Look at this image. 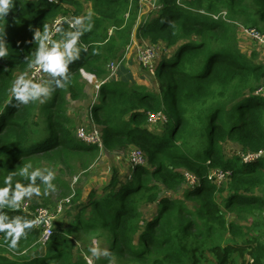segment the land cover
Here are the masks:
<instances>
[{
  "label": "trees",
  "instance_id": "1",
  "mask_svg": "<svg viewBox=\"0 0 264 264\" xmlns=\"http://www.w3.org/2000/svg\"><path fill=\"white\" fill-rule=\"evenodd\" d=\"M88 1L90 6L82 0H13V8L0 19L6 32L2 42L9 50L0 58V186L10 172L31 163L44 175L45 167L56 173L52 183L63 192L62 199L72 196L61 215L70 217L69 230L59 217L45 246L39 243L41 230L34 226L15 249L0 233V264H88L75 234L107 237L111 256L130 263L249 264L254 258V264H264V158L244 164L240 154H226L229 143L243 151L264 149V95L256 94L264 64L256 51L243 52L237 34L241 22L234 19L243 14L244 25L261 27L264 0H182L185 5L159 0L162 6L151 8L138 25L147 3ZM223 9L228 10L226 20L211 16ZM60 15L84 18L79 57L69 64L68 80L51 79L48 95L25 105L12 93L13 82L32 68L38 47L35 32L45 26L50 31ZM67 28L65 24L63 32ZM135 34L175 48L146 70L165 79L159 89L132 80L121 65L117 77L107 80L108 63L122 60L120 52L125 53ZM83 71L106 79L91 107L105 150L137 147L148 156V165L136 166L129 178L115 172L102 194L96 189L73 194L64 179L67 172L87 170L101 153L99 146L77 138L68 114L70 100L88 96ZM57 80L65 86L58 87ZM149 112H162L167 120L151 124ZM216 168L231 170V179L220 186L211 181L208 173ZM184 170L200 178L196 187L181 189ZM17 180L31 183L17 175L13 189ZM35 186L43 202L33 194V208L51 207L52 190L45 191L42 177ZM163 191L179 197L163 196ZM150 204L156 205V212L145 219L143 208ZM0 212L7 213L9 221L17 215L34 219L7 206Z\"/></svg>",
  "mask_w": 264,
  "mask_h": 264
},
{
  "label": "rangeland",
  "instance_id": "2",
  "mask_svg": "<svg viewBox=\"0 0 264 264\" xmlns=\"http://www.w3.org/2000/svg\"><path fill=\"white\" fill-rule=\"evenodd\" d=\"M88 6H90V2L88 0H82ZM153 2V0H151ZM141 3H147L143 9L141 18L137 20V25L140 23L144 17H148L149 12H151V5L149 0H140ZM155 13H153L154 15ZM258 13L255 12L254 15H257ZM157 13L155 14L156 17ZM81 17V16H79ZM244 15L240 14L237 15L236 19L237 21H240L241 23L245 24L244 21ZM256 17V16H255ZM75 18H71L75 20ZM82 18V17H81ZM151 18H154V16H151ZM253 21V20H252ZM79 28H83L85 26V23L79 25ZM259 29L264 31V23H261V27ZM72 31L71 29L67 28L64 30L62 36L59 38V40H62L64 37V34ZM238 34V43L241 49L244 53L250 55L252 52H257L258 61L262 64H264V49L259 47L256 43L251 42L247 39H245L240 32L237 29ZM139 38V39H138ZM150 42L144 38V37H137L136 34L132 39V44L129 46V49L127 48L124 53V49L120 52V59H123V61L120 62L121 68L130 71L131 73V79L137 82V83H145L149 85L151 88L159 89L161 86V80L164 82L165 79L159 74L154 75L153 73L147 72L143 66L140 65V61L138 59V47L148 45ZM162 46H156V56L154 58V63L159 62L161 60V57L165 54L171 55L175 53V48H165L163 44ZM165 53V54H164ZM125 57V58H123ZM111 63V62H110ZM110 63H108V69H109V75L107 76V80L110 79L112 76V71L110 69ZM122 63V64H121ZM118 64V63H117ZM119 65V66H120ZM90 73H84V82H85V90H87V98L80 99V100H70L68 104V114L71 117V123L72 128L74 130V133L77 134V130L81 126H90L92 125V120L94 121L93 116L91 115V107L94 105L95 101L99 100V89L96 87L97 85L103 83L104 81H101L102 79H98L95 75L90 74L92 79L89 78ZM50 79V80H49ZM44 80H48L46 82V86L49 87L50 90V83H51V77L49 74L44 73ZM43 80V81H44ZM138 85V84H136ZM92 116V117H91ZM95 123V122H94ZM132 147L124 149V150H116V151H107L103 150L99 158L96 160L95 163H93L87 170L78 171L77 173L70 174L69 172L65 173L64 179L65 181L70 185L72 192H76L77 190H81L82 192H86V190L90 189H96L98 191V194H102L104 190V186L106 183H108L111 179V177L114 175L115 172L118 173L119 177L124 179L126 177H130V175H133L135 167L130 163L129 155L131 152ZM241 151V147L238 144L235 143H229L226 146V154L228 157H231L235 154H239ZM181 189H184L181 187ZM180 189L179 195H181L182 190ZM62 191L59 190H52L48 193L50 195V206L54 208L56 204L63 200ZM163 196L172 195L174 198H178L179 196L171 194L169 191H163ZM36 199H39L41 202H43V193H41L39 196L35 195ZM186 203L191 207L195 208L197 205L194 202L186 201ZM65 210L68 207V204H65ZM74 209V204L69 207L68 210ZM67 210V211H68ZM156 212V205L150 204L143 208L144 218L148 219L154 213ZM61 217V216H59ZM61 219L64 221V225L69 230L71 228L70 226V217L63 215ZM231 219V217H230ZM245 224L249 225V222H244ZM264 229V228H263ZM73 231V230H72ZM74 232V231H73ZM77 233V231H75ZM264 233V231H263ZM83 241H82V239ZM74 240L76 242V245L78 246L79 251H82V249L85 251L83 252V256L91 259L94 264H109L103 263L101 260L109 257L101 256L99 258L92 256L91 252L89 251L90 248L98 246L101 249H107L110 252V245H109V239L107 237H89V236H83L75 234ZM95 241V244L93 243ZM86 244L88 245V251L85 249ZM49 249V247H48ZM112 264H140V263H130L126 259L121 258L117 255L111 256ZM18 264H22L21 262H18Z\"/></svg>",
  "mask_w": 264,
  "mask_h": 264
},
{
  "label": "clouds",
  "instance_id": "3",
  "mask_svg": "<svg viewBox=\"0 0 264 264\" xmlns=\"http://www.w3.org/2000/svg\"><path fill=\"white\" fill-rule=\"evenodd\" d=\"M12 8L13 0H0V19L5 18ZM87 19H91V13L88 14ZM83 23L84 18H75L70 26L76 30L65 33L63 39L59 41H52L50 39L47 26H45L43 32L37 30L35 32V40L38 42V47L35 52V59L29 67H35L37 72L42 71L49 74L51 79L63 76L65 80H68L69 64L79 57L80 48L77 47V44L83 35V31L79 30L77 26ZM91 27L92 25H89L87 30H91ZM5 35V28L0 27V58L9 55L7 45L2 42ZM35 76L36 72L32 74V77H29L27 73H23L13 82L12 93L17 100L23 102L25 105L49 93V87L46 86L48 80L37 81ZM56 84L58 87L65 86L59 80L56 81ZM30 169L34 170L30 171ZM44 171H47L48 174L44 175L41 167L34 168L31 163H27L19 167L17 171L10 172L5 176L2 182L3 186H0V208L7 206V208L15 210L20 207L21 201L25 197H31L33 194L39 196L41 189L35 186L37 177H42L45 185L48 186L45 191L48 189L55 190V185L52 182L56 178V173L46 167ZM17 175L19 177H26L31 183L26 186L20 180H17L13 189L12 181ZM38 223L39 220L37 219L30 220L20 215H17L14 220L9 221V215L5 212H0V233L5 234V243L11 249L17 247L21 238H27L28 231ZM93 243L95 244V241ZM89 251L92 256L97 258L101 256L109 257V264H112V254L107 249H101L96 246L90 248ZM88 264H91V260L88 261Z\"/></svg>",
  "mask_w": 264,
  "mask_h": 264
},
{
  "label": "built area",
  "instance_id": "4",
  "mask_svg": "<svg viewBox=\"0 0 264 264\" xmlns=\"http://www.w3.org/2000/svg\"><path fill=\"white\" fill-rule=\"evenodd\" d=\"M179 2L182 3V0H179ZM182 4L185 5V3H182ZM150 5L154 9L160 8L162 6L159 0H153V2H150ZM201 12H205V11L201 10ZM211 16L217 20L221 18L226 20L228 16V10L223 9L216 14H212ZM71 18L72 17L60 15L53 21L51 29L49 31L50 39L52 41H55L57 37L63 34V27L65 24H68L70 29L76 30L75 28H72L70 26L71 23L74 22V20ZM237 24L239 26L238 31L244 38H246L247 40H250L251 42L256 43L259 47L264 49V31L263 30L255 26H247L242 23H237ZM79 27L80 26L78 25L77 28L79 29ZM110 32L112 33V30H110ZM156 46L157 45L149 43L148 45L138 47V51H137L138 59L145 69H153L154 58L156 56ZM121 61H123V59L112 61L110 63L109 67L112 71V76L117 77V73H118V69L120 67L119 65ZM1 64L2 63L0 61V65ZM34 72H36L35 79L37 81L44 80V72L42 71L37 72L35 67L31 68L28 76L32 77V74ZM96 87L99 89L100 84L97 85ZM256 94L264 95V80L261 83V85L257 88ZM166 120L167 118L162 112H158V113L149 112V122L151 124H156L157 122L166 121ZM77 138L80 141L85 142L87 144L99 146L101 149V152L105 150L102 129L99 125L94 123L93 120H92V125L90 126V128L89 127L87 128V126H81L78 128ZM132 148L133 149H131V152L129 155V159H130L129 161L133 165V167L148 165L147 154L143 150L137 147H132ZM239 154L241 155V159L244 164H250V163H253L255 161H258L264 158V149L246 150V151L241 150ZM183 174L186 180L184 184V188H194L200 183V178L196 176L195 174L191 173L190 171L184 170ZM231 175H232L231 170H224L221 168H216V169H212L208 173V178L211 181L216 182L220 186L223 183L229 181L231 179ZM71 197H67L59 201L54 208L48 207L44 204L38 205L33 208V202L30 197H25L21 201L20 207L18 209H21L25 213L30 214L34 219L39 220V223L35 225V227L41 230V236L39 239L40 244L45 246L51 240V237L54 234L56 221L59 218V216L63 214L65 210V207H64L65 204L70 203ZM89 260L91 259L87 258V261ZM254 263H255L254 258H250L249 264H254ZM91 264H94L92 260H91Z\"/></svg>",
  "mask_w": 264,
  "mask_h": 264
},
{
  "label": "bare ground",
  "instance_id": "5",
  "mask_svg": "<svg viewBox=\"0 0 264 264\" xmlns=\"http://www.w3.org/2000/svg\"><path fill=\"white\" fill-rule=\"evenodd\" d=\"M89 78L92 79V77L90 76V74H89Z\"/></svg>",
  "mask_w": 264,
  "mask_h": 264
},
{
  "label": "crops",
  "instance_id": "6",
  "mask_svg": "<svg viewBox=\"0 0 264 264\" xmlns=\"http://www.w3.org/2000/svg\"><path fill=\"white\" fill-rule=\"evenodd\" d=\"M60 38V37H59ZM246 39V38H245ZM56 41H59V39H57ZM86 92H87V90H86Z\"/></svg>",
  "mask_w": 264,
  "mask_h": 264
},
{
  "label": "water",
  "instance_id": "7",
  "mask_svg": "<svg viewBox=\"0 0 264 264\" xmlns=\"http://www.w3.org/2000/svg\"><path fill=\"white\" fill-rule=\"evenodd\" d=\"M86 73V72H83V74ZM93 75V74H92Z\"/></svg>",
  "mask_w": 264,
  "mask_h": 264
}]
</instances>
